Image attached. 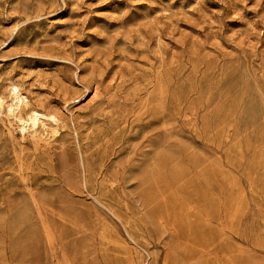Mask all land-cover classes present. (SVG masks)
<instances>
[{
	"label": "rangeland",
	"instance_id": "374dc122",
	"mask_svg": "<svg viewBox=\"0 0 264 264\" xmlns=\"http://www.w3.org/2000/svg\"><path fill=\"white\" fill-rule=\"evenodd\" d=\"M0 99V264H264V0H0Z\"/></svg>",
	"mask_w": 264,
	"mask_h": 264
},
{
	"label": "bare ground",
	"instance_id": "6f19581e",
	"mask_svg": "<svg viewBox=\"0 0 264 264\" xmlns=\"http://www.w3.org/2000/svg\"><path fill=\"white\" fill-rule=\"evenodd\" d=\"M10 97L12 103L6 106L7 113L13 120L16 130L23 139H37L40 136L42 137L52 126L57 125L58 117L56 118L54 114L44 113L37 108L29 109L25 116L21 115L20 107L27 99L22 95L20 87L14 83L10 85ZM2 101L0 99V105Z\"/></svg>",
	"mask_w": 264,
	"mask_h": 264
}]
</instances>
